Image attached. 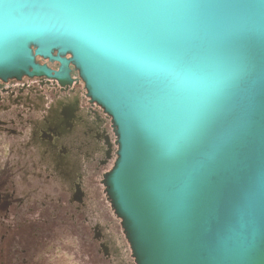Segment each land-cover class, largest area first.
Segmentation results:
<instances>
[{"label": "water", "instance_id": "obj_1", "mask_svg": "<svg viewBox=\"0 0 264 264\" xmlns=\"http://www.w3.org/2000/svg\"><path fill=\"white\" fill-rule=\"evenodd\" d=\"M35 56L111 116L136 264H264V0H0V77Z\"/></svg>", "mask_w": 264, "mask_h": 264}, {"label": "flooded vegetation", "instance_id": "obj_2", "mask_svg": "<svg viewBox=\"0 0 264 264\" xmlns=\"http://www.w3.org/2000/svg\"><path fill=\"white\" fill-rule=\"evenodd\" d=\"M35 62L52 75L0 77V157L13 152L28 164V253L22 249L20 258L12 230L17 219L11 216L13 205L24 203L12 192L16 160L8 168L0 159V264H59L65 247L68 254L79 253L81 237L93 261L129 264L113 222L95 214L102 194L109 202L101 180L117 157L111 116L88 95L72 62L63 83L53 76L61 62L42 56Z\"/></svg>", "mask_w": 264, "mask_h": 264}, {"label": "rangeland", "instance_id": "obj_3", "mask_svg": "<svg viewBox=\"0 0 264 264\" xmlns=\"http://www.w3.org/2000/svg\"><path fill=\"white\" fill-rule=\"evenodd\" d=\"M4 156L2 155L0 157V159L4 160L7 162L8 164V168H10L11 165H13L14 161L15 165L13 167V173H12V177L15 179V186H14V190H12V192L14 191V195L16 197V199L20 200L22 199L24 201V203L22 205H13L14 207V212H12V217L16 218V222L13 226V233H15L17 235V250L19 253H17V256H19L20 258H24L22 256V249H26V253H28V227L25 224L26 221L24 219H28V186L25 185L23 183V179H28V164L23 163V160H20V155L16 154V153H11V152H3ZM2 154V153H1ZM13 159V160H12ZM7 168V169H8ZM26 172V174L24 175V173ZM25 176L27 178H25ZM28 183V182H27ZM11 191V190H9ZM32 191V190H31ZM43 190L42 191H38V195L39 196H43ZM32 193H34L32 191ZM16 200V202H17ZM17 208V209H16ZM14 213H17L16 215ZM101 214L105 215L109 220H111L114 224V226L116 227V230L118 231V233H120L122 242L125 245V249H126V255H124V259L129 262V264H134L133 262V257L131 258V249L129 244L124 240L125 238H123V233L121 234V228L119 227L120 225V221L115 217V215L113 214L109 202L105 201L104 195L102 194L100 199L97 200V208L95 210V214H97L98 216ZM113 226V229H115ZM86 245L84 244V237H81V243H80V247L79 249H76V251L78 250L79 253L76 252H69L67 251V247H65L64 253L62 255V257L59 260V264H100V261L98 260V262L93 261L91 259V256L89 254V251L86 249ZM73 253H76L77 258L75 256H73ZM28 256V255H27ZM54 263H56L54 261Z\"/></svg>", "mask_w": 264, "mask_h": 264}]
</instances>
